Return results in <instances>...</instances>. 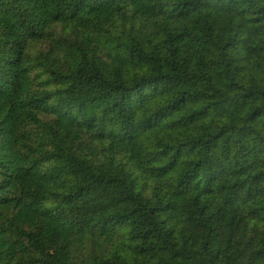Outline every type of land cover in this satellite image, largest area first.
<instances>
[{
	"label": "trees",
	"instance_id": "trees-1",
	"mask_svg": "<svg viewBox=\"0 0 264 264\" xmlns=\"http://www.w3.org/2000/svg\"><path fill=\"white\" fill-rule=\"evenodd\" d=\"M0 264H264V0H0Z\"/></svg>",
	"mask_w": 264,
	"mask_h": 264
}]
</instances>
